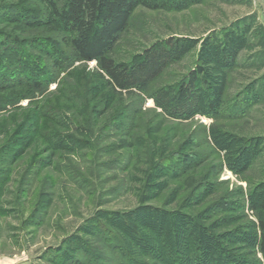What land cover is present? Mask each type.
<instances>
[{"label": "rangeland", "instance_id": "1", "mask_svg": "<svg viewBox=\"0 0 264 264\" xmlns=\"http://www.w3.org/2000/svg\"><path fill=\"white\" fill-rule=\"evenodd\" d=\"M32 8L37 15L43 4L0 0V14L5 15H0V28L27 40L54 38L39 24L18 29V21L5 19L13 11ZM229 35L242 37L244 43L225 71L222 115L175 118L164 113L154 94L179 83L203 62L206 39L222 44ZM172 37L183 39V50L145 92L125 98V114L119 119L110 117V111L95 116V110L91 112L99 83L87 74L95 77V61L75 62L34 94L26 77L13 89L0 88V98L14 100L0 109V171L5 176L0 182V264H128L136 253L124 247L127 240L114 220L139 209L168 215L172 221L184 215L195 238L203 225L210 242L227 249L242 245L233 242L237 229L248 233L258 222L249 195L261 191L262 198L264 193V0L140 6L113 57L132 61ZM7 40H0V56L17 60L8 53L15 46L3 42ZM24 49L49 71L53 67L38 49ZM13 79L12 84L17 81ZM251 91L261 98L248 106L242 99ZM212 125L228 139L224 147L211 136ZM234 136L258 143L248 165L240 162L236 170L227 161ZM29 137L28 146L15 157L14 143ZM186 161L185 172L166 171ZM256 250L255 257L263 260Z\"/></svg>", "mask_w": 264, "mask_h": 264}, {"label": "trees", "instance_id": "2", "mask_svg": "<svg viewBox=\"0 0 264 264\" xmlns=\"http://www.w3.org/2000/svg\"><path fill=\"white\" fill-rule=\"evenodd\" d=\"M39 1L43 4V9L37 15L33 8L32 11L18 9L15 13L13 11L12 14H7L5 19L18 21V29L21 25L39 24L46 29V32L49 30V33H54L55 36L51 35L54 38L47 37V40L39 36L27 40L22 39L19 34L14 35V32L8 33L6 27L0 28V40L7 38L8 40L3 42H8L9 46V42L14 44L15 47L8 48V53L17 59L5 60L0 56V68L3 70L0 71V88L13 89L26 77L28 88L31 94H34L45 90L56 75L75 62L88 65L89 62L95 61V77L87 74L88 79L90 76L99 83L95 90L97 91L95 101H90L93 105L91 112L95 110L93 113L95 116L97 113L103 115L110 111V117L116 119L125 114L123 108L125 98L138 91L145 92L147 87L175 60L177 52L184 48L183 39L172 37L144 49L132 61H117L113 57L114 50L120 37L128 29L134 12L140 6L153 9L181 8L192 2V0ZM0 15L5 17L4 14ZM241 38L229 35L221 40L222 44L213 42L210 37L206 39L201 49L203 62L190 70L179 83L154 94L156 105L161 107L164 113L175 118H189L196 113L214 118L222 115L227 84L225 71L232 68L237 49L244 43ZM216 43L221 45H215ZM26 45L38 49L50 59L53 63L50 71L40 64L38 56H33L24 49ZM7 62L12 69H7ZM211 62L213 66L209 65ZM73 69L76 70L78 67ZM9 72L11 78H17L14 84L9 81L11 79L8 78ZM61 90L63 88L60 87L58 91ZM252 91L242 99L243 102L248 103V106L261 98L259 92ZM18 100L16 98L15 103ZM13 101L6 100V97L0 98V109ZM101 106L103 107L100 108ZM81 111L80 113L84 114V107ZM91 117L92 115L89 114L90 119ZM20 130H23V127ZM210 133L217 145L220 148L224 147V143L228 140L224 133L222 134L214 125L211 126ZM231 137L233 138L232 135ZM31 140L32 138L29 137L22 143H14L17 150L12 151V154L15 157L19 156ZM234 140L229 147L227 161L230 167L236 170L240 162H244L245 166L248 165L247 160L258 143L254 139L243 140L235 136ZM189 162L192 164L196 160ZM189 162L186 161L179 167L165 169L170 174L176 175L179 171L185 172ZM4 180V173L0 171V182ZM260 193L262 192L256 191L249 195L251 208L256 211L258 222H253L248 233L240 234V229H237L235 234L238 237L233 242H240L238 244L242 242V245L233 246L231 249L206 239L208 234H205L203 225L198 228L195 238L192 224H188L182 218L184 215L172 221L168 215L157 216L154 211L146 212L139 209L116 217L115 225L121 227V233L127 240V246L124 247L136 253L135 258L128 264H264V193L262 198ZM254 247H257L256 251L262 254L263 260L255 257Z\"/></svg>", "mask_w": 264, "mask_h": 264}]
</instances>
